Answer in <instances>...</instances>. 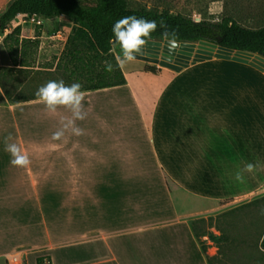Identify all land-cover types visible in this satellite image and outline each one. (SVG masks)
I'll return each mask as SVG.
<instances>
[{
	"label": "crops",
	"instance_id": "crops-1",
	"mask_svg": "<svg viewBox=\"0 0 264 264\" xmlns=\"http://www.w3.org/2000/svg\"><path fill=\"white\" fill-rule=\"evenodd\" d=\"M28 18L21 36L34 39L35 20ZM62 18L43 21L62 28ZM189 67L183 70L194 71ZM139 68L136 61L122 67L125 85L82 91L83 119H75L64 105L49 111L39 99L0 103V189L64 190L54 195L52 232H0V264H6L10 250L25 244L33 248L29 264H38L41 256L52 264H209L211 249L203 250L193 222L219 203L222 186L220 178L205 184L201 161L220 156L215 163L222 164L223 142L232 146L238 138V104L203 103V86L198 83L196 95L188 87L183 176L181 186H169L153 159L157 114L170 108V119L178 118L163 97L172 78ZM229 87L220 84L218 91L226 94ZM69 120L73 123L65 127ZM206 139L214 151L203 148ZM12 143L28 158L26 165L11 163L6 144ZM184 158L199 161L190 165ZM205 205L209 209L203 210Z\"/></svg>",
	"mask_w": 264,
	"mask_h": 264
},
{
	"label": "rangeland",
	"instance_id": "rangeland-1",
	"mask_svg": "<svg viewBox=\"0 0 264 264\" xmlns=\"http://www.w3.org/2000/svg\"><path fill=\"white\" fill-rule=\"evenodd\" d=\"M11 1L0 0V12L4 11ZM81 1L89 2V0ZM127 1L132 8L169 10L174 14H183L194 20L220 22L225 18H231L250 29L257 30L264 27V0ZM41 20L42 25H37L36 21L34 23L36 25L35 38L32 40H38L37 43H29L26 51H22L17 50L16 43L10 41L12 56L4 45L5 37L2 36L3 32L0 30V68L11 70V72L4 73L0 69V77L4 80L8 91L22 97H31L41 85L49 80H63L66 84L80 82L82 86L89 85L90 83L85 80L70 81L65 76L63 66L57 70L59 59L63 57L71 34L73 21L64 17L61 19L64 22L62 28H57ZM25 21H29L28 16L18 18L13 23L19 22L22 26ZM59 32L64 33L63 37L55 39V35ZM39 33L40 37L37 39L36 36ZM20 40L24 42L27 39L21 36ZM113 52L115 57L119 55L118 46L113 48ZM133 61L139 62L138 70L140 71L156 67L159 73L168 72L172 78L166 84L163 97L169 106H172V114L178 118L170 119V108L159 111L157 114V140L154 141L157 146V157L153 159V163L163 170L158 174L169 186H181L183 176L182 114L183 107H187L188 87L193 86L191 87L193 95H196L198 83L203 86L200 90L201 97L204 96L200 99L203 103L210 100L213 103L220 104L221 101V104H224L227 100L238 104L236 122L238 138L233 141L232 146L225 145L227 141L223 142L222 164L215 163L220 156H206L201 161L206 167L202 173L206 180L205 184H213V178H220L218 182L222 186L219 203L213 209L201 214L203 219H214L208 221L207 233L201 237V242L208 251L211 249L210 257H215L219 253L218 239L221 232H226L228 241L224 245L222 259H213V264H252L254 256L261 254V240L255 236V232H264L263 72L245 63L218 58L191 65L188 69L194 71L190 73L188 70L177 72L139 59ZM54 71L56 75L39 73ZM220 84L222 86L232 84L233 88L229 87L226 94H221ZM201 144H204L203 148L206 150L214 151L216 147L208 139L205 142L201 141ZM186 159L184 158V163L190 165H195L199 161L198 158H189L188 161ZM248 163L254 165L251 172L245 170ZM237 173L242 176L241 180L236 179ZM215 182L218 184L217 180ZM235 184H237V190L233 189ZM56 191L64 190L0 189V232H52L53 201ZM75 191L85 192V190ZM255 202H260V204L257 206ZM251 204H256L257 207H250ZM206 209H209V206L205 205L203 210ZM218 217L221 218L218 219ZM216 224L221 226L222 230ZM31 248V245L25 244L9 252L24 250L29 264L30 250L28 249Z\"/></svg>",
	"mask_w": 264,
	"mask_h": 264
},
{
	"label": "trees",
	"instance_id": "trees-1",
	"mask_svg": "<svg viewBox=\"0 0 264 264\" xmlns=\"http://www.w3.org/2000/svg\"><path fill=\"white\" fill-rule=\"evenodd\" d=\"M38 16L43 20L66 17L73 21V27L68 39L63 57L59 59L57 70L63 66L65 76L70 81H87L90 84L82 87V91H93L122 86L127 83L121 67H116V57L108 40L112 35V24L119 18L129 15L145 17L157 22L156 30L150 40H171L179 43H200L207 41L216 43L223 49L237 52L264 54V27L250 29L231 18L220 22L194 20L183 14H174L169 10L159 11L151 8H132L127 0H12L8 7L0 12V30L2 32L19 16ZM22 26H17L4 38V45L9 54L13 53L10 41L16 43V49L26 51L29 43L38 40L27 39L21 42ZM40 33L37 34V39ZM113 64V71L104 70V62ZM99 70L97 71V69ZM4 73L10 69L0 68ZM147 72L156 74V67L147 68ZM43 75H56L54 72H39ZM38 99L35 95L22 97L8 91L4 80L0 77V103H21ZM256 203V202H255ZM257 206L260 202L256 203ZM255 204V205H256ZM251 204L250 207L255 206ZM255 206V207H257ZM221 217H218L220 219ZM213 218L199 219L193 222L196 237L206 235V225ZM216 226L222 230L221 226ZM260 241V255L254 256L252 264H264V232H255ZM228 241L226 232H221L218 239L219 253L215 257L208 256L209 264L220 260L224 252V245ZM203 250L206 247L202 244ZM222 259V258H221Z\"/></svg>",
	"mask_w": 264,
	"mask_h": 264
},
{
	"label": "clouds",
	"instance_id": "clouds-1",
	"mask_svg": "<svg viewBox=\"0 0 264 264\" xmlns=\"http://www.w3.org/2000/svg\"><path fill=\"white\" fill-rule=\"evenodd\" d=\"M157 22L145 17L135 15L124 16L117 19L111 28L112 35L108 43L112 47L119 49V55L116 59V67H123L133 61L136 56L143 51V46L147 43L151 34L156 30ZM104 70L113 71V64L109 61L104 62ZM82 84L73 82L66 84L63 80H49L36 90V97L49 110L54 112L59 105H64L71 109L75 119H83L84 114L81 111V101L83 99ZM73 123L69 120L65 127ZM79 134V129H73ZM6 151L12 155L11 163L14 165H26L28 158L20 154L18 145L6 144ZM254 165L248 163L245 170L251 172ZM236 179L241 180L240 173L236 174Z\"/></svg>",
	"mask_w": 264,
	"mask_h": 264
},
{
	"label": "water",
	"instance_id": "water-1",
	"mask_svg": "<svg viewBox=\"0 0 264 264\" xmlns=\"http://www.w3.org/2000/svg\"><path fill=\"white\" fill-rule=\"evenodd\" d=\"M214 58L250 64L264 70V54L245 51H229L216 43H179L171 40H150L135 59L161 65L180 72L191 64L213 60Z\"/></svg>",
	"mask_w": 264,
	"mask_h": 264
},
{
	"label": "built area",
	"instance_id": "built-area-1",
	"mask_svg": "<svg viewBox=\"0 0 264 264\" xmlns=\"http://www.w3.org/2000/svg\"><path fill=\"white\" fill-rule=\"evenodd\" d=\"M32 19L36 21L37 25H42V20L38 16L34 15L32 16ZM200 21V20H197ZM17 26H20V23H12L10 24L5 31L3 32L2 36L5 37L7 34H9L14 28ZM5 263L6 264H28V258L25 254L24 250L18 249L14 250L10 253H8L5 256ZM38 264H52L51 259L48 258V256H43V258H40L38 260Z\"/></svg>",
	"mask_w": 264,
	"mask_h": 264
}]
</instances>
